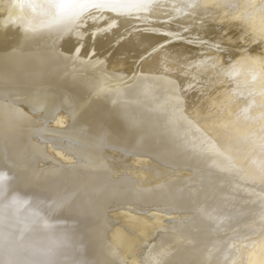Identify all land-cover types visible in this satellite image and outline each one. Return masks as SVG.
Segmentation results:
<instances>
[{"label": "bare ground", "instance_id": "1", "mask_svg": "<svg viewBox=\"0 0 264 264\" xmlns=\"http://www.w3.org/2000/svg\"><path fill=\"white\" fill-rule=\"evenodd\" d=\"M48 3L0 0V264H264V0Z\"/></svg>", "mask_w": 264, "mask_h": 264}, {"label": "snow or ice", "instance_id": "2", "mask_svg": "<svg viewBox=\"0 0 264 264\" xmlns=\"http://www.w3.org/2000/svg\"><path fill=\"white\" fill-rule=\"evenodd\" d=\"M121 6H123L121 0H49L48 3V7H55L57 9L58 18L69 22H75V20L81 18L85 12L92 8L108 7L115 10ZM4 179L5 177L0 175V181ZM21 203L16 197H12L7 203H0V248H3L5 243L11 239L12 230L16 227L14 221L17 219ZM45 227H47L46 224ZM21 239L22 235L17 237L18 241ZM37 251L44 258L15 262L6 261L4 264H65L62 261L47 259L53 253L51 247L45 246L37 249Z\"/></svg>", "mask_w": 264, "mask_h": 264}]
</instances>
